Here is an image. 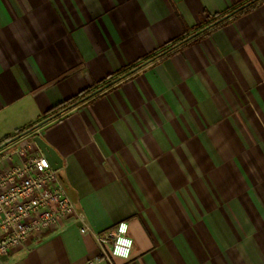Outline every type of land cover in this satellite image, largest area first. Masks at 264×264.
<instances>
[{
	"label": "crops",
	"instance_id": "obj_1",
	"mask_svg": "<svg viewBox=\"0 0 264 264\" xmlns=\"http://www.w3.org/2000/svg\"><path fill=\"white\" fill-rule=\"evenodd\" d=\"M251 1L0 0V144L139 66L0 150L20 162L17 147L46 140L91 228L62 220L0 264H89L94 233L121 221L132 255L100 264H264V0Z\"/></svg>",
	"mask_w": 264,
	"mask_h": 264
},
{
	"label": "built area",
	"instance_id": "obj_2",
	"mask_svg": "<svg viewBox=\"0 0 264 264\" xmlns=\"http://www.w3.org/2000/svg\"><path fill=\"white\" fill-rule=\"evenodd\" d=\"M15 153L20 162L12 161L13 154L0 158V260L62 220L77 223L82 233L90 232L60 171L53 169L36 143L29 140ZM129 230V222L121 221L111 230L94 233L100 253L89 264L129 259L134 247Z\"/></svg>",
	"mask_w": 264,
	"mask_h": 264
},
{
	"label": "water",
	"instance_id": "obj_3",
	"mask_svg": "<svg viewBox=\"0 0 264 264\" xmlns=\"http://www.w3.org/2000/svg\"><path fill=\"white\" fill-rule=\"evenodd\" d=\"M254 1L253 0L251 2H249L247 5H251ZM228 17V16H226ZM226 17H224L223 19H225ZM143 65V64H142ZM141 67V66H140ZM104 88H100L98 91L94 92L97 93L101 90H103ZM79 102H77L76 104L70 106V108L76 106ZM55 116L49 117L45 120H42L41 122L35 124L34 126L28 128L27 130L20 132L19 134L13 136L12 138H10L9 140L5 141L4 143L0 144V150L17 142L18 140L22 139L23 137L33 133L36 129L40 128L41 126H43L44 124H46L47 122L53 120ZM34 142L36 143L38 149L47 157V159L50 161L51 166L53 167V169L55 170H60L63 167V159L62 157L58 154V152L48 143L46 142V140H44L40 135H34Z\"/></svg>",
	"mask_w": 264,
	"mask_h": 264
},
{
	"label": "trees",
	"instance_id": "obj_4",
	"mask_svg": "<svg viewBox=\"0 0 264 264\" xmlns=\"http://www.w3.org/2000/svg\"><path fill=\"white\" fill-rule=\"evenodd\" d=\"M138 67L139 66H134L133 68H131L129 70H125V71L119 72L116 75L110 76L108 79H106L105 81L102 82L100 88H106V87L110 86L111 84H113L114 82L119 80L121 77L131 73L134 69H136ZM99 89H97V90L87 89V90L83 91L82 93H80L78 96H75L74 98H72V99H70V100H68V101H66L64 103H62L60 105H57L56 107L52 108L50 110V112H48V115L46 116V119L49 118V117L55 116V115L59 116L63 112L69 110L70 106L76 104L77 102H79V103L83 102L84 100L89 98L91 95H93L95 91H98ZM23 131H25V130H23ZM10 138H12V137L6 138L2 143H4L5 141L9 140Z\"/></svg>",
	"mask_w": 264,
	"mask_h": 264
}]
</instances>
